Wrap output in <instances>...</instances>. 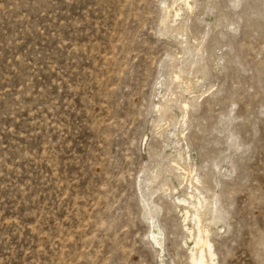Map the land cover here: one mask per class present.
Here are the masks:
<instances>
[{
  "label": "rangeland",
  "instance_id": "1",
  "mask_svg": "<svg viewBox=\"0 0 264 264\" xmlns=\"http://www.w3.org/2000/svg\"><path fill=\"white\" fill-rule=\"evenodd\" d=\"M201 251L264 264V0H0V264Z\"/></svg>",
  "mask_w": 264,
  "mask_h": 264
},
{
  "label": "bare ground",
  "instance_id": "2",
  "mask_svg": "<svg viewBox=\"0 0 264 264\" xmlns=\"http://www.w3.org/2000/svg\"><path fill=\"white\" fill-rule=\"evenodd\" d=\"M197 242L202 243V245H206V247L208 248L209 257L212 258L213 253L210 250L211 247H210L209 242H207L206 239L202 240L200 237H198V241ZM192 259L195 261L196 264H206L205 263V258H204L203 254H202V251L199 253L198 257L192 255Z\"/></svg>",
  "mask_w": 264,
  "mask_h": 264
},
{
  "label": "snow or ice",
  "instance_id": "3",
  "mask_svg": "<svg viewBox=\"0 0 264 264\" xmlns=\"http://www.w3.org/2000/svg\"><path fill=\"white\" fill-rule=\"evenodd\" d=\"M238 6V5H237ZM185 107H187V105H185Z\"/></svg>",
  "mask_w": 264,
  "mask_h": 264
}]
</instances>
